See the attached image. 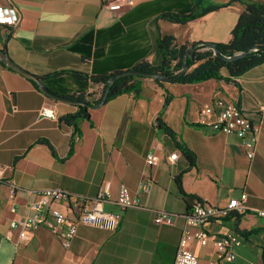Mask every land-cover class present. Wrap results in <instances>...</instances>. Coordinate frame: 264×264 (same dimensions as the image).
I'll list each match as a JSON object with an SVG mask.
<instances>
[{"label":"crops","instance_id":"1","mask_svg":"<svg viewBox=\"0 0 264 264\" xmlns=\"http://www.w3.org/2000/svg\"><path fill=\"white\" fill-rule=\"evenodd\" d=\"M110 1L0 0V15L13 14L9 8H14L19 16L14 25L0 22V50L37 76L66 70L41 79L55 93L99 94L102 84L67 71L106 74L142 61L160 64L157 40L164 34L173 35L178 44L227 42L244 3L264 2L128 0L111 9ZM218 3L226 5L186 22L160 17ZM195 49L211 48L200 44ZM221 74L228 76L227 69ZM137 81L138 94L121 93L72 125L61 116L75 112L78 105L49 97L32 79L0 64V165L5 167L0 178V264H173L192 198L222 207L243 192L247 209L215 216L204 229L210 235L233 231L241 238L235 258L216 264H264V217L255 212L264 208V61L231 81L209 78L161 85L141 76ZM167 92L172 98L163 119L174 136L156 121ZM217 96L239 104L259 125L252 158L241 137L207 125L216 118ZM43 106L54 107L57 118L41 115ZM182 147L190 151L192 161ZM172 153L174 159L169 158ZM148 154L155 156L154 164L147 162ZM104 183L109 184L111 199L103 208L122 214L115 230L79 224L65 246L46 225L11 226L12 220L33 216L31 204L36 201L69 211L66 202L49 200L37 190L61 188L93 197ZM121 183L137 205L122 209L115 202ZM157 209L174 213L173 223H155ZM189 247L198 264L215 259L211 242L202 245L191 239Z\"/></svg>","mask_w":264,"mask_h":264},{"label":"built area","instance_id":"2","mask_svg":"<svg viewBox=\"0 0 264 264\" xmlns=\"http://www.w3.org/2000/svg\"><path fill=\"white\" fill-rule=\"evenodd\" d=\"M128 4V0H111L108 6L111 9H118ZM13 14H1L0 22L8 25H14L18 22L19 16L14 8H9ZM213 107L216 110V118L207 122V125L213 130L234 133L243 139L247 150V156H254L255 143L257 141L259 125L245 115L243 108L232 101L223 97L213 99ZM15 109V108H14ZM40 114L52 119L57 118L56 111L52 106H43L40 108ZM176 157L175 153L169 155L170 159ZM147 162L154 164L156 162L153 154L147 155ZM5 170L0 165V178ZM12 185V190L16 189ZM32 192L33 191H29ZM49 200H60L69 205V211H63L56 207L49 208L47 202L36 201L31 204L35 211L33 216H28L20 220H12L11 226H23L35 228L40 225L48 226L52 231L59 234L61 242L69 246L74 238L79 224L99 227L106 230H115L120 225L122 218L121 212L108 211L103 208V202L111 199V192L108 183L99 187L97 194L93 197L84 195H72L67 190L61 188H43L35 191ZM247 198L246 192L241 194L240 199L232 198L225 206H216L205 203L195 198L191 204L189 212L184 214L185 223L181 231L178 247L175 253L173 264H198V257L190 249V240L194 239L205 245L211 242L214 247L215 259L208 264H216V260H233L236 256L234 248L241 244L239 234L233 231H227L223 234H208L204 225L208 220L215 216H227L231 212H241L247 209L245 204ZM115 202L126 209L138 204L126 184L121 183ZM255 212L258 216L264 217V208H257ZM174 213L157 209L154 214V221L157 224H171L174 220ZM256 264V263H252Z\"/></svg>","mask_w":264,"mask_h":264},{"label":"trees","instance_id":"3","mask_svg":"<svg viewBox=\"0 0 264 264\" xmlns=\"http://www.w3.org/2000/svg\"><path fill=\"white\" fill-rule=\"evenodd\" d=\"M197 4L199 5V2H197ZM244 4L245 8L239 15L232 30V37L227 42H217L216 46L224 55L227 56L233 55L238 51L251 50L248 55L238 57L233 60H226L216 55L212 49H195L193 56H187L185 59L186 70L180 73L184 68V55L189 47V44H178L175 42L173 35L164 34L159 35L157 40V45L162 55L161 63L153 65L147 61H142L134 67L144 71L161 73L167 77H172L179 74L177 79L174 80L176 82H199L209 78L225 79L226 81H231L232 77L241 75L246 70L264 61V45L256 48V46L264 44V2H250ZM224 5L226 4H211L202 8L201 10H197V5H195L193 10L189 13L178 14L174 12H164L160 15V17L176 22H186ZM195 63L197 64L194 65ZM0 64L5 66L1 59ZM222 68L227 69L228 76H223L221 74ZM63 72H66V70H58L46 75H39L38 77L43 79L46 76L58 75ZM67 72L72 73L76 77L91 80L95 83H100L103 85L99 94L97 92H91L68 95V97L73 99L85 101L89 105H98L107 87H109V90L105 101L121 93L134 92L135 94H138L140 91L137 81L138 76L135 75L122 76L116 79L109 86L110 78L114 74L120 72L119 70L106 74H87L77 70H68ZM155 80L161 85L164 84V80L158 78H155ZM171 98L172 95L167 92L164 103L158 112L156 121L157 125L163 131L170 134L171 136H174V131L163 119L165 109ZM89 105H78V108L75 112L64 114L61 116V119L68 124L76 125L81 118H88L90 116L92 107ZM245 115L249 120L254 121L248 116L246 112ZM73 147L74 139L70 146V152H72ZM182 149L190 161H192L193 156L190 151L186 147H182ZM178 181L181 193L186 196L187 194H185L180 185V179H178ZM194 199L195 198L193 197L191 201L193 202Z\"/></svg>","mask_w":264,"mask_h":264},{"label":"water","instance_id":"4","mask_svg":"<svg viewBox=\"0 0 264 264\" xmlns=\"http://www.w3.org/2000/svg\"><path fill=\"white\" fill-rule=\"evenodd\" d=\"M208 45L210 46V48L214 51V53L226 60H233L236 59L238 57H242L245 55H248L250 53L251 50H246V51H238L236 53H234L233 55H224L216 46L215 42H207L204 40H199V41H194L192 42L187 51L185 52L184 55V68L183 70L180 72H184L186 70V63H185V59L187 56L192 57L193 56V52L196 48L197 45ZM264 44H260L258 46H256V48H259L261 46H263ZM0 59L3 61V63L7 66L10 67L11 69L20 72L21 74L25 75L26 77L32 79L35 83H37L39 89L41 91H43L46 95H48L49 97L58 100V101H64V102H69L72 104H76V105H89L87 102L82 101V100H78V99H73L71 97L68 96H64V95H60L58 93L53 92L52 90H50L46 84L36 75L33 74L32 72H29L28 70H26L25 68H23L22 66H20L19 64H17L5 51H0ZM125 75H135V76H141V77H153V78H158L164 81H174L177 79L178 75L176 76H172V77H167L164 76L161 73H157V72H149V71H144L141 69H137L135 67H131L125 70H122L116 74H114L110 80H109V86L118 78L125 76ZM108 90L109 87H107L102 95L101 101L99 102L98 105L102 104L108 95ZM98 105H89L92 108L97 107Z\"/></svg>","mask_w":264,"mask_h":264}]
</instances>
